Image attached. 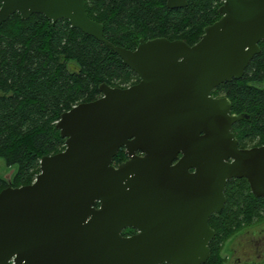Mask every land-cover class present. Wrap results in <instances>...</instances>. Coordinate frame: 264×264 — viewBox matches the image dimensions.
<instances>
[{
    "label": "water",
    "instance_id": "95a60500",
    "mask_svg": "<svg viewBox=\"0 0 264 264\" xmlns=\"http://www.w3.org/2000/svg\"><path fill=\"white\" fill-rule=\"evenodd\" d=\"M221 1L194 44L139 38L128 49L104 38L85 0H0V24L14 13L66 19L139 78L102 82L100 97L62 112L64 149L40 158L31 183L0 190V264H205L227 181L245 178L264 197V143L240 148L231 128L247 115L211 94L259 52L264 0ZM120 148L127 159L114 165Z\"/></svg>",
    "mask_w": 264,
    "mask_h": 264
},
{
    "label": "trees",
    "instance_id": "16d2710c",
    "mask_svg": "<svg viewBox=\"0 0 264 264\" xmlns=\"http://www.w3.org/2000/svg\"><path fill=\"white\" fill-rule=\"evenodd\" d=\"M221 0H187L169 9L166 0H85L87 15L103 25L104 38L114 45L134 49L139 38L182 39L192 45L203 28L216 21ZM243 75L214 88L226 96L231 113L247 118L231 131L241 148L259 137L264 143V40L258 44ZM137 75L101 41L71 27L66 19L52 22L42 14L22 20L14 13L0 24V158L16 165L10 180L0 176V190L31 183L43 155L64 149L56 122L60 114L80 102L100 97L98 86L127 87L120 80ZM127 159L120 148L112 159ZM225 204L209 218L215 237L205 264H224V241L243 226L264 219V198L254 197L245 178H232L224 189ZM98 203H96V206ZM126 228L122 234L133 232ZM167 264V263H161Z\"/></svg>",
    "mask_w": 264,
    "mask_h": 264
},
{
    "label": "flooded vegetation",
    "instance_id": "af4514ba",
    "mask_svg": "<svg viewBox=\"0 0 264 264\" xmlns=\"http://www.w3.org/2000/svg\"><path fill=\"white\" fill-rule=\"evenodd\" d=\"M137 153L141 154L139 151ZM136 232L137 230L134 229L133 232L122 235L127 236ZM214 237L215 232L213 238ZM222 254L225 257L224 264H264V219H262L261 221L254 220L251 224L245 225L238 231H235L232 236H230L224 241L222 245Z\"/></svg>",
    "mask_w": 264,
    "mask_h": 264
},
{
    "label": "rangeland",
    "instance_id": "374dc122",
    "mask_svg": "<svg viewBox=\"0 0 264 264\" xmlns=\"http://www.w3.org/2000/svg\"><path fill=\"white\" fill-rule=\"evenodd\" d=\"M134 80L135 77L128 80H120V82H122V85H129ZM259 140L260 139L258 137L254 140L248 141L247 143H245V147L256 146ZM15 170H16V165L8 166L4 163L3 159L0 158V176H2L3 178L9 181Z\"/></svg>",
    "mask_w": 264,
    "mask_h": 264
}]
</instances>
